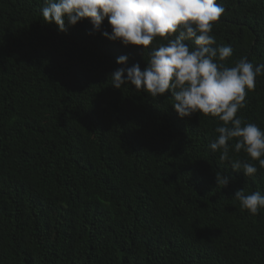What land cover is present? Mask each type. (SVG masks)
I'll return each instance as SVG.
<instances>
[{
  "label": "trees",
  "instance_id": "trees-1",
  "mask_svg": "<svg viewBox=\"0 0 264 264\" xmlns=\"http://www.w3.org/2000/svg\"><path fill=\"white\" fill-rule=\"evenodd\" d=\"M217 2L214 47L233 49L220 63L264 65V0ZM46 3L0 0V264H264V209L234 198L264 196L259 162L234 142L222 161L211 144L223 122L181 118L171 92L113 87L118 68L145 70L167 40L125 47L103 35L107 18L100 31L84 19L61 33ZM246 105L237 118L264 131V75ZM233 159L258 173L235 172Z\"/></svg>",
  "mask_w": 264,
  "mask_h": 264
},
{
  "label": "clouds",
  "instance_id": "clouds-1",
  "mask_svg": "<svg viewBox=\"0 0 264 264\" xmlns=\"http://www.w3.org/2000/svg\"><path fill=\"white\" fill-rule=\"evenodd\" d=\"M225 11L217 0H47L42 16L47 24L55 23L61 33L84 19L100 31L107 18L113 31L103 35L125 47L146 50L157 37L167 40L151 51L145 70L138 63L118 68L111 75L113 87L120 90L131 84L153 98L171 92L173 107L181 118L200 113L223 122L216 129L218 138L211 144L213 152L222 153V161L231 159L230 142H234L235 153L243 150L264 168V131L237 118L247 106L248 92L255 90L257 77L264 75V65L257 67L246 57L234 67L220 63L233 55L230 46L214 47L213 27ZM186 41H194L195 47ZM117 63L127 65L128 57L121 56ZM231 163L235 172L247 177L259 171L255 164L244 160L233 159ZM216 179L222 188L230 183L219 172ZM234 198L253 215L264 209V196L259 191L247 194L239 190Z\"/></svg>",
  "mask_w": 264,
  "mask_h": 264
}]
</instances>
